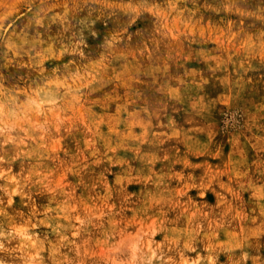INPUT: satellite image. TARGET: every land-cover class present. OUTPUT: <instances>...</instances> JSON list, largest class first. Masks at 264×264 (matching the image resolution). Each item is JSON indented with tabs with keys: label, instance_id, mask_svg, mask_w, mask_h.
<instances>
[{
	"label": "rangeland",
	"instance_id": "374dc122",
	"mask_svg": "<svg viewBox=\"0 0 264 264\" xmlns=\"http://www.w3.org/2000/svg\"><path fill=\"white\" fill-rule=\"evenodd\" d=\"M0 264H264V0H0Z\"/></svg>",
	"mask_w": 264,
	"mask_h": 264
},
{
	"label": "bare ground",
	"instance_id": "6f19581e",
	"mask_svg": "<svg viewBox=\"0 0 264 264\" xmlns=\"http://www.w3.org/2000/svg\"><path fill=\"white\" fill-rule=\"evenodd\" d=\"M31 104H32V102H31ZM35 104L38 106V108L36 109L37 112H36V111H35V112L38 113V114L41 113L42 110H41L40 103H35ZM36 105H35V106H36ZM33 112H34V111H33ZM42 113H43V112H42ZM35 115H36V114H35ZM136 243H137V242H136ZM134 259H135V258H134Z\"/></svg>",
	"mask_w": 264,
	"mask_h": 264
}]
</instances>
